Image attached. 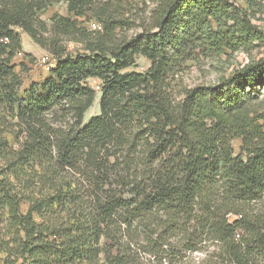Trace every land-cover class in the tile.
Here are the masks:
<instances>
[{
    "label": "trees",
    "instance_id": "1",
    "mask_svg": "<svg viewBox=\"0 0 264 264\" xmlns=\"http://www.w3.org/2000/svg\"><path fill=\"white\" fill-rule=\"evenodd\" d=\"M59 1L74 18L92 14L100 28L58 15L49 25L40 21ZM95 4L0 0V106L7 112L0 118V215L14 243L0 239L3 262L126 264L124 231L114 228L136 223L150 238V218L158 216L164 232L182 234L186 251H196L200 237L218 245L214 264H264V112L252 108L264 88V59L184 90L177 103L169 87L192 55L243 49L260 41L257 28L232 0H159L149 28L119 38L125 24ZM15 29L55 61L25 98L10 65L21 51ZM64 39L81 52L68 54ZM136 56L150 62L148 70L124 72ZM89 79L101 83L99 115L84 123L95 99ZM68 117L66 131L53 127ZM112 148H139L138 175L121 177L129 197L105 190ZM72 171L94 183L92 195L71 189L63 174ZM190 224L196 230L182 232Z\"/></svg>",
    "mask_w": 264,
    "mask_h": 264
},
{
    "label": "rangeland",
    "instance_id": "2",
    "mask_svg": "<svg viewBox=\"0 0 264 264\" xmlns=\"http://www.w3.org/2000/svg\"><path fill=\"white\" fill-rule=\"evenodd\" d=\"M159 0H96L95 8L97 12H101L100 8H106L104 15H110L123 25V32L117 33L121 38L132 37L149 28L152 24L153 11L155 10ZM232 4L244 11L249 16L250 23L257 28L260 33V41H255L243 49L235 52H225L221 55L203 56L201 54L192 55L181 67H179L176 75L170 82V90L174 101L177 103L182 99L184 90L192 89L197 86H210L218 82L220 78H226L233 71L242 68L252 62L264 59V0H232ZM103 7V8H104ZM71 17L76 20L80 26L86 30L98 29V21L93 18L92 14H86L82 18H74L67 12L66 3L63 1L55 2L39 13V19L44 24L49 25L50 19L55 16ZM100 28V26H99ZM20 36L21 51L17 54L10 65L13 66L15 74L18 76L21 86L19 89V97L25 98L32 86H39L46 78L50 76V71L54 68L55 61L51 54L35 44L26 34L19 29H15ZM120 30V29H118ZM63 46L68 54L80 53L82 46L79 43L63 40ZM150 66V62L142 56H136L133 64L124 72L145 73ZM87 86L95 91V99L92 106L86 111L83 122L86 123L91 117L99 115V99L101 83L96 79H89ZM252 108L264 112V88L261 94L252 103ZM7 112L0 106V118ZM9 124L15 123V120L7 117ZM73 121L69 117L66 119H56L53 127L56 130L66 131L68 126H72ZM240 139H234L231 142L234 155L239 153ZM120 149V148H119ZM110 149L111 156L109 158L108 172L113 176L110 185L105 186V190H111L116 196L129 197L128 189L120 184L128 182L132 177L138 175L137 163L140 155L139 148L134 149ZM64 178L71 184V189L76 193H80L84 198L92 195L94 192V183L87 180V177L80 176L73 171L63 174ZM128 177L127 180H122ZM259 209H264V203L259 204ZM22 211L26 210V206H22ZM160 215V214H159ZM158 216L150 218V230L153 235L147 238L143 235V230L138 224L134 223L131 227L114 228L115 233H123L120 244L123 247L126 264H214L217 256L220 254L219 246L205 239L198 238L195 243L196 251H186L185 239L182 234H173L164 232L162 226L159 225ZM233 219L229 217V221ZM162 220L163 217H162ZM120 230V231H119ZM188 230L190 233L196 229L190 224L182 232ZM127 231V232H126ZM177 231V230H176ZM196 231V236L197 237ZM13 232L6 218L0 215V239L6 245L14 247ZM107 247L110 246L106 242ZM105 245V246H106ZM4 256L0 255V264L3 262ZM19 264V263H17Z\"/></svg>",
    "mask_w": 264,
    "mask_h": 264
}]
</instances>
